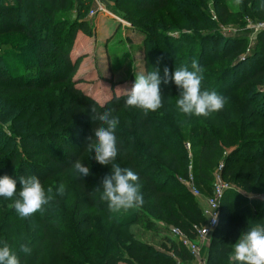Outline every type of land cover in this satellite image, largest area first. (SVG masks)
<instances>
[{"label":"trees","instance_id":"obj_1","mask_svg":"<svg viewBox=\"0 0 264 264\" xmlns=\"http://www.w3.org/2000/svg\"><path fill=\"white\" fill-rule=\"evenodd\" d=\"M198 1L188 4L189 14L197 15ZM216 2L220 23L238 20L221 0ZM241 2L245 13H250V6L257 7L256 17L264 21L260 0ZM119 4L134 5L146 12L148 17L138 21L145 24L167 7L169 0H119ZM89 5L90 0H0V129L4 131L5 124H9L13 131L11 135L3 133L5 137L0 142V176L18 179L35 175L43 185L74 170L77 160L90 172L87 178L80 179L72 171L75 208L80 214H89L77 215L79 219L71 217L73 231H63L62 221L40 212L33 235V227L26 228L21 220L16 223L19 233L9 232L10 246L22 257L23 264H177V258L191 262L178 240L169 246L170 239L165 235L168 228L158 226L142 206L151 202L162 213L161 203L170 200L165 202L166 219L193 236V226L203 224L206 218L202 207L190 201L191 193L178 179L188 182L192 178L198 188L208 189L222 166L221 175L231 184L222 208L233 212L221 208L207 264H233L230 256L241 233L257 224L264 225V197L253 199L259 207L247 204L236 209L250 195L264 194V32L258 35L256 49L246 55L242 54L247 49L248 35L235 32L225 36L218 31L201 35L185 53L181 45L166 41L169 24L146 25L147 40L151 42L149 55L157 62L148 59L146 73L155 68L164 77L162 68L168 65L169 82L161 84L162 106L145 114L125 104L128 92L114 95L100 105L72 78L80 62L73 60L71 47L76 29L83 30L86 21H76L71 9L81 20ZM183 20L179 19L180 23ZM195 20L199 24L190 26L197 34L216 27L206 16ZM210 40L214 47L223 41L221 53L213 55L207 50ZM181 57L183 62H179ZM193 61L203 71L202 89L215 90L225 98L224 108L208 117L185 116L176 107L179 89L171 82V73L184 65L191 68ZM249 62L253 66L241 73ZM26 93L32 95L26 103L19 99L11 104L10 98ZM59 93L60 99V95L56 99L52 96ZM235 95L239 99L234 100ZM109 109L115 116L123 115L116 132L120 152L115 162L139 174L144 201L139 207L111 210L102 199L100 187L111 165L95 164L86 158L88 140L100 126L95 116ZM39 113L41 118L37 119L35 115ZM187 144L191 145L190 153ZM29 170H33L31 174ZM169 182L177 185L168 187ZM17 187L19 190V183ZM230 194L236 199L227 203ZM93 212L104 215L95 220ZM250 212L254 215L248 217ZM137 228L153 233V238L160 239L168 251L158 250ZM220 228L226 232L221 237L217 235ZM23 232L26 239L15 245V236ZM70 237L76 241L68 243ZM23 244L34 249L30 257L19 251Z\"/></svg>","mask_w":264,"mask_h":264},{"label":"rangeland","instance_id":"obj_2","mask_svg":"<svg viewBox=\"0 0 264 264\" xmlns=\"http://www.w3.org/2000/svg\"><path fill=\"white\" fill-rule=\"evenodd\" d=\"M197 1L198 0H169V5L160 10V12L154 17H150L149 22H146L145 24H140L138 21H144V18L148 17L146 12L139 11L134 5L119 4V0H90V5L86 8V10H84L85 16L81 20L76 17V11L72 8L73 17H75L74 19L76 21H79V23H82L83 19L86 21L83 30L76 29V36L70 52L73 60H79L80 62L76 72L72 75V78L77 83V87L91 96L100 105L105 104L106 101L111 99L114 95H125L133 85L136 73L146 74V61L150 59L152 63H157L155 58L149 55L151 54V50L149 51L148 47H150L149 45L151 42L147 40L146 25H149L150 27L151 25L156 24V26L159 27L161 22H163L164 25L169 24L170 28L166 32L169 35V39L166 41L170 44L181 45L184 49H186L185 53L194 45L201 35L215 31H218L225 36L233 35L235 32L248 35L249 40L247 43V49L242 55H246V53H250L256 49L258 45V35L264 32V21L256 17V13L258 11L257 7L255 8L250 6V13H245L244 5L241 0H221L220 3L226 5L230 12L234 13L237 16L236 18H238L237 21L233 19L227 24H222L220 23L217 15L216 0H205L203 3L198 1L199 5L197 3L198 9L196 10L197 15L193 16L191 13L189 14L186 10L187 6H189L188 4H196L195 2ZM92 11L95 13L92 14ZM205 16L209 20H212L216 27L214 28L213 26L209 30L197 34L190 25H192V23L199 24V22H195V19H202L205 18ZM179 19L191 20L192 22L186 23L184 22L185 20H183V22L180 23L181 20L179 21ZM222 43L223 41H220V46L214 47L213 40H210L207 42V50L213 55L221 53ZM6 48L9 47L5 46L4 49ZM184 60L185 59L181 57L179 62H183ZM252 66L251 62L247 63L244 68H241V73L245 71V68L250 69ZM167 67L168 65L163 66L162 71L164 72V69ZM238 75L241 77L242 74L238 73ZM55 93L58 92L56 91ZM58 95H60V93L52 94L55 99ZM61 96L62 93L59 99ZM31 97V94L26 93L21 96H13L10 98V101L11 104H13L14 101L24 99L26 103ZM232 98H234V100L239 99L238 95H235ZM30 111H32V109H30ZM35 116L39 119L41 118V113L36 114ZM116 116L121 118L123 115L117 114ZM80 121L82 120L80 119ZM11 126L12 125L9 126V124H5L3 128L4 131L0 129V142L4 139L5 135H11V132L13 134V131L10 130ZM186 149L190 153L191 148L188 147V144L186 145ZM86 158L88 161L90 160V162L98 164L94 158V153H91L88 150ZM30 161L35 160L30 159ZM187 169L190 172L191 166L189 165ZM31 171L33 170H29V174L32 173ZM72 171L66 175H57L54 179H51L43 184L45 189L51 187L53 189V193L52 199L44 206V211L42 213L38 211L29 217L22 218L17 214L14 208L15 198L0 197V241H6L9 243L11 240L9 232L19 233L16 223H19L20 220L26 228L31 229V227H33L31 231L29 230L30 234L33 235V229L38 227V224L35 222V218L36 215H39V213L40 215H51L58 218L64 223L63 231H73L74 226H71V217L76 216V218L79 219L81 216L77 217V215L89 214H80L75 208L76 188L73 181L74 173ZM178 180L191 193L190 201H195L196 204L200 205L203 209V207L206 206L205 200L212 195L216 179L214 178V181L208 189H202L201 187L198 188V186L194 183L191 184L181 178ZM60 184H63L65 188L63 194L57 192ZM167 185L168 187H174L177 184L169 182ZM193 185L199 189V195H195L192 192V188L194 187ZM239 191L243 194L247 193L244 190ZM261 197H264V194L250 195V198L247 199L248 201H242L236 209H242L247 204H253L254 208L259 207L252 201L254 198ZM234 199H236V195L230 194L227 196L226 201L228 203ZM166 201L170 200L166 199L163 203H161L162 213H159L157 207L151 202L143 205L142 207L144 212L147 213L158 226L161 228H168L165 235L170 239L169 246H172L177 239L172 235L171 228L176 226L171 221L166 219L168 214L165 207ZM222 209L228 213L231 211L233 212L230 208L225 209L224 207ZM259 209L263 210L262 208ZM92 215H97L95 220H99L98 215L100 216L104 214L93 212ZM252 215H254V212L247 214L248 217ZM222 223L223 226V219ZM9 224H12V228L9 227ZM137 232L142 234V237L145 240L155 244L158 250L168 251L165 246H163L160 239L153 238V233L140 231L139 228H137ZM22 234L23 235L21 236H15V245L20 244L24 239H26V234L24 232ZM225 234L226 232L223 228H220L217 233L220 237ZM213 238V236L210 237L207 244L204 246L203 251L207 258L212 247ZM70 240L72 243L76 241V239L70 237L68 239V243H70ZM33 251L34 249H32L31 253L28 255L29 257L32 255ZM120 264L126 263L121 262Z\"/></svg>","mask_w":264,"mask_h":264},{"label":"clouds","instance_id":"obj_3","mask_svg":"<svg viewBox=\"0 0 264 264\" xmlns=\"http://www.w3.org/2000/svg\"><path fill=\"white\" fill-rule=\"evenodd\" d=\"M260 3L264 6V0H260ZM168 78L167 68L164 69V77L155 68L146 74L136 73L125 104L139 108L145 114L155 112L162 106L161 84L168 83ZM203 79L202 68L196 61L192 62L191 68L184 65L171 73L170 80L179 89L175 103L180 114L208 117L224 108L225 98L215 90L202 89ZM95 120L100 126L95 130L94 136L89 138L87 149L94 153L99 164L111 165L110 173L100 185L102 199L114 211L141 206L144 201L138 183L139 174L115 162L120 152L116 135L119 118L109 109L97 114ZM73 168L80 179L90 175L89 168L80 160L73 164ZM64 191V185L60 184L57 192L63 194ZM52 193L53 189H45L35 175L20 176L18 179L8 175L0 176V197L15 198L14 208L22 218L38 211L42 213L44 206L52 199ZM19 251L26 257L32 249L28 244H23ZM230 259L233 264H264V225L257 224L242 232L234 243ZM0 264H23L22 257L6 241H0Z\"/></svg>","mask_w":264,"mask_h":264},{"label":"built area","instance_id":"obj_4","mask_svg":"<svg viewBox=\"0 0 264 264\" xmlns=\"http://www.w3.org/2000/svg\"><path fill=\"white\" fill-rule=\"evenodd\" d=\"M95 12L92 11V14ZM191 148V145L188 144ZM222 166L215 174L216 182L214 183L212 195L205 200L206 206L203 207V214L206 221L203 224H195L192 232L193 236L184 232L178 227H172V235L181 243L190 255L191 262H186L181 258H177V264H207L208 258L204 255V246L214 234L220 224L221 207L226 196V193L231 189V184L228 183L221 175ZM189 183L193 184L192 178ZM194 186V185H193ZM195 195H199L200 191L195 186L192 188Z\"/></svg>","mask_w":264,"mask_h":264}]
</instances>
